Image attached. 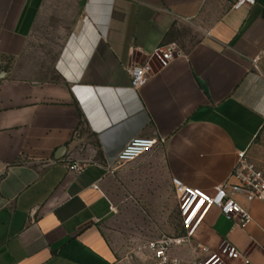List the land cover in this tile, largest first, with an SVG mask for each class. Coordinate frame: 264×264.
<instances>
[{"label": "crops", "instance_id": "crops-1", "mask_svg": "<svg viewBox=\"0 0 264 264\" xmlns=\"http://www.w3.org/2000/svg\"><path fill=\"white\" fill-rule=\"evenodd\" d=\"M171 43L134 89L126 67ZM263 130L264 0H0V264H147L183 233L172 179L212 193L246 149L264 167ZM134 137L165 142L118 165ZM241 202L245 226L213 207L173 253L264 264V202Z\"/></svg>", "mask_w": 264, "mask_h": 264}, {"label": "built area", "instance_id": "built-area-1", "mask_svg": "<svg viewBox=\"0 0 264 264\" xmlns=\"http://www.w3.org/2000/svg\"><path fill=\"white\" fill-rule=\"evenodd\" d=\"M255 0H232V7L238 9L244 5H252ZM182 52L175 43L157 46L146 55L142 62H133L126 67L134 89L142 87L152 69L151 62L156 59L161 67H166ZM165 142L164 137H134L118 153V165L135 162L137 159L153 151ZM84 162L67 164L74 173L85 169ZM178 200L183 233L178 236H165L146 242L137 248V252L147 264H225L226 258H239L243 255L230 245H226L221 254L214 253L207 258L194 255L186 260L173 253V247L187 244L192 247L193 240L200 225L211 208L217 207L230 220L238 219L239 225L245 226L252 220L249 210L242 204L247 202H264V167L253 162L248 150L238 151L234 169L230 177L217 185L212 193L191 187L179 179H172Z\"/></svg>", "mask_w": 264, "mask_h": 264}, {"label": "rangeland", "instance_id": "rangeland-1", "mask_svg": "<svg viewBox=\"0 0 264 264\" xmlns=\"http://www.w3.org/2000/svg\"><path fill=\"white\" fill-rule=\"evenodd\" d=\"M259 144H260V148H259V158L264 161V130L262 132V135L259 139ZM126 223L124 224L122 221L119 224V229L123 230L125 233L127 232L126 229ZM130 231V236L131 237H138L139 235V227H138V219H131V227L129 229ZM150 234H147V236H149ZM152 236V235H150Z\"/></svg>", "mask_w": 264, "mask_h": 264}]
</instances>
